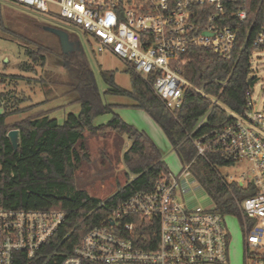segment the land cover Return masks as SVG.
Masks as SVG:
<instances>
[{"label":"built area","instance_id":"built-area-1","mask_svg":"<svg viewBox=\"0 0 264 264\" xmlns=\"http://www.w3.org/2000/svg\"><path fill=\"white\" fill-rule=\"evenodd\" d=\"M76 26L93 39L97 52L109 51L146 81L174 113L191 89L225 114L227 122L192 140L197 155L214 150L234 162L249 163L237 183L253 194L238 202L245 264H264V101L256 107L251 85L264 66V0H12ZM192 47L217 54L234 66L247 51L248 88L243 106L232 110L217 96L183 77L178 58ZM256 66H253V62ZM227 79L209 83L227 85ZM3 102L0 100L2 113ZM204 115L194 129L205 125ZM189 164L163 174L148 192H137L89 229L70 252L45 245L66 219L63 210L0 207V264H226L229 235L211 208L190 205L177 195ZM223 181L226 182L223 178ZM145 220V223L143 222ZM142 221V222H141ZM157 224L155 247L146 233ZM145 231V229H144Z\"/></svg>","mask_w":264,"mask_h":264},{"label":"trees","instance_id":"trees-1","mask_svg":"<svg viewBox=\"0 0 264 264\" xmlns=\"http://www.w3.org/2000/svg\"><path fill=\"white\" fill-rule=\"evenodd\" d=\"M261 9L264 10V6ZM22 40L25 42L24 53L31 62L19 63L18 69L35 72L37 65L44 66L42 47L35 46V50H29L27 46L31 43ZM62 56L68 59L67 55ZM69 59L71 63L66 62V66L73 75L70 91L78 93L80 110L77 114L68 113L61 123L50 118L48 111L7 122L10 115L29 108L21 106L24 100H20L15 92H0L3 102L0 113V207L63 210L67 215L57 233L45 245L44 255L57 246L59 253L70 252L89 229L106 220L116 207L137 192L150 191L159 177L169 172L163 154L153 140L144 131L124 122L119 115L113 113L106 123L93 124L95 116L111 113L113 105L101 103L85 63L74 56ZM176 66L180 67L185 79L197 86L204 85V91L217 96L228 108L238 111L243 106L244 92L249 86L247 51L234 66L211 51L192 47L178 58ZM126 71L130 90L115 87L108 91L132 97L136 101L135 106L160 126L180 162L189 164L187 171L210 197L215 211L223 217L234 215L240 222L238 202L254 193L250 183L244 187L237 182H224L217 167L236 162L214 150H206L203 156L197 155L192 140L187 138L188 134L198 138L213 127L223 126L227 122L225 112L218 106L211 107L208 99L187 89L180 108L171 113L153 92L150 81L130 68ZM230 73L225 87L209 83L214 78L223 81ZM11 77L22 79L21 75ZM204 115L205 125L194 129ZM12 129L19 131L16 151L7 138L8 131ZM112 134L119 138L115 144L116 153L127 170L126 181L112 195L99 199L77 188L74 179L83 163L89 160L87 139ZM123 135L128 139L126 146L121 139ZM140 234H149L150 242L143 246L153 249L157 238L156 222L152 221L149 233H146V227L138 229L136 236Z\"/></svg>","mask_w":264,"mask_h":264},{"label":"rangeland","instance_id":"rangeland-1","mask_svg":"<svg viewBox=\"0 0 264 264\" xmlns=\"http://www.w3.org/2000/svg\"><path fill=\"white\" fill-rule=\"evenodd\" d=\"M0 92L13 91L24 101L21 106L28 107L26 111L12 114L7 122L20 120L28 115H36L41 111H48L50 118L61 123L68 113L77 114L80 104L78 93L70 91L69 83L73 75L67 69L66 62L71 63L69 57L80 59L89 69L90 76L100 96L101 103L112 104L111 113L95 116L94 125L106 123L113 113L126 123L138 130L144 131L163 152V159L169 171L174 175L180 173L184 165L173 151L160 126L142 109L135 106L136 101L125 94L108 91L109 88L130 90L128 66L109 51H96L93 39L79 28L66 23L54 16L33 11L14 1L0 0ZM43 24L64 30L68 40L72 42V50L62 56L57 36L44 30ZM20 37V38H19ZM42 47L44 66L37 65L35 72L20 71L18 64L31 62L24 53L25 42ZM264 62V61H263ZM253 62V66H256ZM257 79L250 87L256 99V107L262 108L264 101V66H257ZM21 75L22 79L11 76ZM107 79L111 81L108 82ZM71 84V83H70ZM1 112V109H0ZM119 138L108 135L90 137L87 139L89 160L75 174V186L85 190L90 196L106 199L112 195L119 185L126 181L124 165L116 153V142ZM127 145L125 135L121 137ZM217 171L224 180L231 184L242 176L249 174V163L236 162L229 166H219ZM132 177V176H131ZM177 195L180 200L203 208H211L212 200L201 188L199 183L187 170L181 176ZM229 235L228 255L226 264H245V246L243 232L239 219L234 215L223 217Z\"/></svg>","mask_w":264,"mask_h":264},{"label":"water","instance_id":"water-1","mask_svg":"<svg viewBox=\"0 0 264 264\" xmlns=\"http://www.w3.org/2000/svg\"><path fill=\"white\" fill-rule=\"evenodd\" d=\"M42 28L46 31L54 33L58 37L63 53H68L72 50V42L68 40V35L64 30L48 25H43ZM252 78L253 77L249 78L247 82H250ZM7 138L10 141L13 151H16L19 145V131L17 129L8 131Z\"/></svg>","mask_w":264,"mask_h":264},{"label":"flooded vegetation","instance_id":"flooded-vegetation-1","mask_svg":"<svg viewBox=\"0 0 264 264\" xmlns=\"http://www.w3.org/2000/svg\"><path fill=\"white\" fill-rule=\"evenodd\" d=\"M43 25H45V24H43ZM41 27H42V26H41ZM57 38H58V37H57ZM58 43H59V47H60V50H61L62 55H64V56H65V55H68V54L70 53V51H69L68 53H63V52H62V49H61V46H60L59 39H58Z\"/></svg>","mask_w":264,"mask_h":264},{"label":"crops","instance_id":"crops-1","mask_svg":"<svg viewBox=\"0 0 264 264\" xmlns=\"http://www.w3.org/2000/svg\"><path fill=\"white\" fill-rule=\"evenodd\" d=\"M162 152V151H161ZM162 154H163V152H162Z\"/></svg>","mask_w":264,"mask_h":264}]
</instances>
